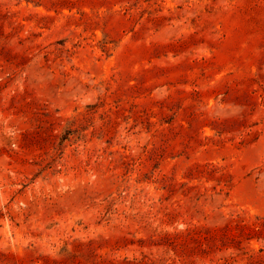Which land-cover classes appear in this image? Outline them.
<instances>
[{
	"label": "rangeland",
	"instance_id": "374dc122",
	"mask_svg": "<svg viewBox=\"0 0 264 264\" xmlns=\"http://www.w3.org/2000/svg\"><path fill=\"white\" fill-rule=\"evenodd\" d=\"M0 264H264V0H0Z\"/></svg>",
	"mask_w": 264,
	"mask_h": 264
}]
</instances>
